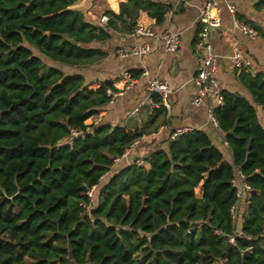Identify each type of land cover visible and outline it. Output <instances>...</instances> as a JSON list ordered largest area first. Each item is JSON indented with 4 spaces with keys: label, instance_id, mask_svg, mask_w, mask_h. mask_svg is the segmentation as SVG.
<instances>
[{
    "label": "trees",
    "instance_id": "trees-1",
    "mask_svg": "<svg viewBox=\"0 0 264 264\" xmlns=\"http://www.w3.org/2000/svg\"><path fill=\"white\" fill-rule=\"evenodd\" d=\"M79 1L0 0V264H264V128L255 109L264 112V70L235 69L250 100L223 89V103L213 109L229 158L194 128L168 133L166 146L143 158L147 168H112L116 157L169 123V110L154 106L160 97L152 94L135 114L86 132L85 121L115 87L105 81L89 88L84 75L61 66L103 58L97 45L110 31L133 32L139 11L161 24L172 5L121 2L118 14L104 11L102 27L87 9L73 7ZM252 6L261 10L264 0ZM236 17L264 39V25ZM72 129L83 134L71 139ZM236 169L251 194L243 237L233 245L226 237L234 228ZM93 185L90 203L84 192Z\"/></svg>",
    "mask_w": 264,
    "mask_h": 264
},
{
    "label": "crops",
    "instance_id": "crops-1",
    "mask_svg": "<svg viewBox=\"0 0 264 264\" xmlns=\"http://www.w3.org/2000/svg\"><path fill=\"white\" fill-rule=\"evenodd\" d=\"M127 1L115 0L116 4L113 6L110 0H81L73 7L87 9L86 12L89 13V16L98 14L103 8L102 15H105L104 11L107 9L118 14L120 3ZM160 1L172 5L171 13L165 15L164 21L161 24H156L155 20L147 16L146 12L139 11L136 26L149 27L158 34L168 30L177 32L180 44L175 53H166L162 39L158 38L149 40L152 44V51L147 55L140 58L120 57L118 55L119 51L140 42L144 38L132 34V32L124 34L118 31H110V39L97 45L106 52V56L94 61L92 69L85 68L78 72L84 75L86 80L90 81V84L93 83L96 88L100 83L110 81L116 89L121 87L125 81L122 78L124 71L139 70L141 72V70L146 69L149 76L166 80L173 88V93L169 96V123L161 127L156 133L144 136L141 140L134 143L126 150L125 158L112 168L120 166L123 162L129 164L138 159H143L153 150L165 147V139L168 133L185 127L206 131L211 141L222 150L224 157H230L228 148L222 144L224 140L223 133L220 129H216L208 120L206 105L211 104V102L206 101V104L200 106H194L190 102L195 94L191 78L195 74L197 67L195 41L197 39V29L200 26L198 15L203 5L210 0ZM214 1L216 2V7L212 10V14L219 20V25L211 33L213 48L217 56V68L213 75L214 79L219 82L223 89L232 93H239L250 100L249 94L244 91L243 87L235 79L234 73L237 68L233 65L231 57L232 53L238 49L250 61L246 71L264 70V39L259 37L257 30V36L251 38L237 29H233L230 25V23L233 24V18L226 9L225 2L228 1L234 6L235 17L238 12L247 18L256 20L258 23L264 8L261 10L253 8V0ZM218 2L224 5V9L220 7ZM225 9L229 18L225 16ZM88 19L94 23L89 17ZM236 19L240 23L245 24L237 17ZM137 78V82L132 89L127 91L122 97H119L114 104H106L100 108L99 113L88 118L86 122L98 119V124L103 122L114 125L121 122L125 114L131 115L132 110L138 103L141 101L147 103V79L139 76ZM255 109L259 123L264 128V112L260 107H255ZM195 195L197 198L202 197V182L195 188Z\"/></svg>",
    "mask_w": 264,
    "mask_h": 264
},
{
    "label": "built area",
    "instance_id": "built-area-1",
    "mask_svg": "<svg viewBox=\"0 0 264 264\" xmlns=\"http://www.w3.org/2000/svg\"><path fill=\"white\" fill-rule=\"evenodd\" d=\"M216 7V2L210 0L206 2L199 11L198 21L201 25L200 31L196 40V59L197 67L195 74L191 78L192 86L195 89V94L191 98V104L194 106H200L206 104V101H210L211 104L206 105V112L208 120L212 125L219 129L218 124L213 115V109L216 106H220L223 103L222 97V86L218 81L214 79V73L217 68V56L213 48L211 33L215 27L219 25V20L215 18L212 14V10ZM225 7L232 15L234 28L240 31L243 34L248 35L251 38L257 36L256 30L240 23L235 17V8L234 6L226 1ZM167 13H171L169 10ZM166 13V14H167ZM108 16L102 15L97 25L105 27L107 25ZM132 34L142 36L144 39L138 43H135L124 50L119 51L118 55L120 57H143L152 51V44L149 42L150 39H162L164 44V51L166 53H175L180 44V39L177 32L168 30L162 34L156 33L153 29L149 27H144L137 25ZM233 65L237 69H247L250 65L249 59L243 56L240 50L236 49L231 57ZM139 77H145L146 82V91H147V102H151L150 96L152 94H157L160 97L159 102L153 103L154 106L163 105L166 109L170 108L169 96L173 93V88L170 84L163 79L158 77H151L146 69L141 70ZM122 78L125 80L123 85L115 90L111 88L106 89V95L109 98L107 104H114L119 97H122L127 91L133 88L134 84L137 82V77H133L130 71H124ZM144 104V101L138 103V105L132 110L131 115L135 114L138 107ZM98 119L86 122V132L93 130L94 126L98 124ZM191 130L188 127L179 128L173 131L171 138H174L176 135L183 133L185 131ZM83 134L80 130H71V139L77 138ZM224 147L228 148L227 141L225 139L222 141ZM127 152L125 151L122 155L116 157L111 167L118 165L122 159L125 158ZM136 165L147 168V164L143 159H138L134 161ZM108 172L104 173L101 176L103 179ZM231 186L235 189V202L230 207L231 218L234 222V228L231 233L226 237L227 242L230 244H235L236 238H242L243 234L240 231V225L243 220V215L246 210L247 199L251 194V189L246 183L244 175L239 169L235 170L234 177L230 181ZM96 186L93 185L87 188L84 194L89 199L90 203L93 201L94 190ZM85 211L88 213L90 210V204L84 206ZM214 234L221 235V230L214 229Z\"/></svg>",
    "mask_w": 264,
    "mask_h": 264
},
{
    "label": "rangeland",
    "instance_id": "rangeland-1",
    "mask_svg": "<svg viewBox=\"0 0 264 264\" xmlns=\"http://www.w3.org/2000/svg\"><path fill=\"white\" fill-rule=\"evenodd\" d=\"M218 3H219V2H218ZM219 5H220L221 8L224 9V5H223L222 3H219ZM103 9H104V8H103ZM103 9H102L98 14H96V15H94V16H93V15H90V16H89V13H88V12H86V14L88 15V17H89L90 19H92V20L94 21V23L97 24L99 18H100L101 15H102ZM224 11H225V16L229 18V15H228V12L226 11V9H225ZM259 21H260L259 23H260L261 25H264V12L261 13V16L259 17ZM230 25H231V27L234 29L233 24L230 23ZM231 52H232V51H231ZM232 54H233V53H232ZM92 63H93V62H92ZM92 63L86 64V65H82V66H78V67H67V66H61V68H62L63 71H67V72H81L82 69H85V68L92 69V68H91L92 65H93ZM89 88L95 89L96 87H95V86L93 85V83H92V84L89 85Z\"/></svg>",
    "mask_w": 264,
    "mask_h": 264
}]
</instances>
